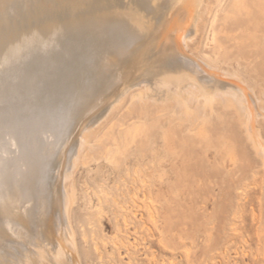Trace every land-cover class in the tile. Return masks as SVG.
I'll return each mask as SVG.
<instances>
[{"label":"rangeland","instance_id":"obj_1","mask_svg":"<svg viewBox=\"0 0 264 264\" xmlns=\"http://www.w3.org/2000/svg\"><path fill=\"white\" fill-rule=\"evenodd\" d=\"M73 1L76 3V5H77L76 9L78 10V12H76L72 18L76 23H72L70 21L71 17L69 15V13L68 14L64 13V14L58 15V16H56V15L52 16V15H47V14L42 15V16H39V18L37 19V22H35V20L29 21L26 18H24L23 13L21 11L18 13L17 12H10L7 16L8 20L10 21V24H12L14 22V23H16V26H19V28H30V29L32 28V29H34L35 27L39 28L41 26H45L47 24H50V23L52 24V23L56 22L52 28L48 29L44 33L45 37H51L52 36L54 41L46 49L36 50V51L32 52L30 56L24 58L20 63L17 64V66L19 68L20 67L22 68L24 66V67L28 68V71L30 70L29 74H27V78H30L33 81V85L36 88L35 90L37 91V95L39 97L38 100H40L39 101L40 103L47 104L49 106H52L53 108H54V106H56L55 108H58L60 110H64V112H70V116H69V120H68V124H67V135L65 138V144H63L61 147H59L56 150V152H55L56 154L55 153L53 154L55 156H52L53 158L52 157L50 158L49 168L47 169V172L45 174V181L47 182L46 187L50 188L49 190H51V191H48V188H47L46 208H44V207L42 208L40 206V199L37 197L38 196L37 192L34 193L32 199L29 202L20 203L18 205V207H19L18 209L16 208V209L12 210L13 215H15L17 218H19V221L21 222L20 228H18L19 233L13 234L8 229V227L4 224V221H3V218L1 215L2 214V209H1L2 206L0 203V234H1V236H0V260H1L0 264H31V263L32 264H43L44 261L46 263L48 257H49L48 258L49 260H48L47 264H53L55 259H56L55 260L56 263H54V264H64V262H65V264H67L66 263L67 261H69L68 264H71V263L75 264L76 261H77L76 264H264V181H263L264 180V175H263L264 174V169H263L264 168V149H263L264 146L262 148L260 147V146H262V144L264 145V124L262 121H260V120L264 121V116H263L264 115V110H263L264 109V98L261 97V98H263V100H261V98H260V96H264V93H263V91H264V38H261V35H260L261 32H262V35H264V33H263L264 30L261 29V31H260V29H257V28H261L262 26L264 27V21H263V24L261 25V23H262L261 21L263 20L264 16H263V18H260L262 16H258V17L256 16L260 20L258 19V21H257V18H256V20H254L255 16L254 15L251 16L252 15L251 12H253V11L252 10L248 11V7L250 8L249 3H251V2L249 1V3H247L248 1L244 0L245 2L247 1L246 5L249 4L248 6L245 5L247 7L245 9H247L246 11H248V13H251V14L249 15L250 19L248 17H244L243 19H245V20L242 19V21L245 22V21H247L246 19L248 18L249 21H247V23H250L253 25H250V27H249V24L247 25V23L245 22L247 25V27H245L246 25L242 26L244 24V22H242L243 23L241 25L242 28H241V26L239 28V25L237 26V24H240L239 22H241V21H239V20L243 16H240V19L236 18L237 22L235 20H233L234 17L232 18L231 16L233 15V13L235 16H237V14L239 13V10L241 8H243V6H244L243 4L245 2L243 0H238L240 2V5L242 3V6L240 7V5H239L240 9L238 11H236L237 9L235 10L234 7H236V6L238 7V5H235V3H237V2L233 3L231 0L229 2H228V0H225L224 1L225 2L224 4L226 5L225 6V5H223V0H220V3H219L220 5L216 2L217 0L216 1L214 0V2L212 1L213 4H211L209 6V11L211 13H208L209 11L208 12L204 11L203 6H200V8L192 7V11L190 8L189 10L191 11V14H190L189 10H188L189 13L187 11L186 18L188 20L186 19V23L181 25V26L186 25L185 29L182 30L183 33H182V31H179V32L176 31L178 28V24L172 23L173 22L172 20H174V18L172 19V17L163 26H161L159 24V22L157 21L158 23L156 24V27H154L155 30H153L155 32L150 30L152 32L149 31V33H147L148 34L147 39L145 41L143 40L144 43L146 41H149L151 38L154 37L156 40V43H158V45H160L161 43L164 45L167 42L171 43V45L174 43V47L176 45L177 46L180 45V47H178V49L181 48V50L180 49L179 50L181 52L185 51L184 52L185 55L193 58L194 60L196 59L195 61L198 62L204 70H206V71H208L214 75L220 76V78L223 80L224 79L225 80L228 79L227 81L233 80L231 82H234L236 84H240V86L245 87V88L242 87L244 89L243 91H244L245 95H246V91H247V93H250V94L246 95L247 99H244V98L242 99L243 100V102H242L241 99L239 100V98H238L240 95L237 96L238 99L236 100V99H234L235 97H233L234 95L232 96V94H230L229 92H227V91L224 92L225 90H222V91L219 90L220 93H218V96L212 98V103L210 100L207 103H203L201 101V103L198 105L192 104L193 108L191 107L192 108L191 111H195V110L196 111H195V113H190L189 116L190 115L191 116L189 117V116H185L182 113V111H178V110H181L180 109L181 101H182L181 96L176 97L177 100H175V101L170 100L172 102L171 103L170 101H167V102L164 101V99L160 96V94L157 93V92H159V88L156 87L155 82H156V80L163 78L164 75H162V73H160L161 72L160 68H157V67L152 68L151 64L155 62V60L158 56L157 51H159V50L154 48L149 52L148 55L142 54L141 51L143 52V49H144V46H143L144 43L141 42L142 40L138 41V44H137V41H131L132 39H134V38H131V36L134 37L136 33L139 35H142V34L145 35V33L143 32L145 30H143V31L139 30L140 32L138 31V29L135 30V26H136L135 22L138 21L140 18L137 16L135 17V16L131 15L130 8L126 7V1L125 0H122V1L118 0L119 1L118 2L117 0H109V1H107V0H95L94 3H96V4H94V3H93L94 5L92 4V6L89 8L90 11L88 9L89 13L87 10H84V6L81 5L86 0H73ZM100 1H102V2H100ZM104 1H106V2H104ZM241 1H243V2H241ZM257 1H258V3L261 1L263 2V0H257ZM97 2H98V5H97ZM122 2H124V4H122ZM218 2H219V0H218ZM221 2H222V4H221ZM230 2L233 4V10H235L236 12L235 11L232 12L233 11L231 9L232 4H229ZM239 2L237 4H239ZM113 3H114V5H113ZM119 3H121V4H119ZM227 3L229 5H231V8L229 7V5H227ZM255 3H257V2L255 1ZM64 4L65 3L63 2L62 5H64ZM104 4L106 7L104 9H102L101 7L102 6L104 7ZM118 4H119V6H118ZM215 4H216V6H213ZM260 4L262 6H264V3L263 4L260 3ZM108 5H109V9H108ZM255 6H256V4L254 5V7ZM260 6L258 5V7H260ZM96 7H98L99 10L93 9ZM258 7H256V8H258ZM100 8L102 10H100ZM252 8H253V6H252ZM252 8H250V9H252ZM260 8H262V7H260ZM260 8L256 9V10H260V12H261ZM214 9L216 11H214ZM226 9L230 10L229 13H231V16L228 14V18L230 16L231 23H229L230 21L228 22V19L227 20L225 19L229 24H227L226 21L223 22L224 21L223 18H225V16L227 15L226 13H223ZM83 10L85 13H83ZM103 10L105 11V13H110L112 16V19H110L109 22H107V24L105 26L104 25L99 26L97 24H93V20H91V19H93L94 16L97 15V13L98 14L103 13ZM254 11H255V9H254ZM242 12H244V11H242ZM256 12L257 11H255V13H253V14L260 15ZM79 13L82 15H80ZM86 13H88V14L86 15ZM196 13H198V15H200V16H198ZM212 13H214V15ZM245 13H247V12H245ZM188 14H190V15L187 16ZM223 14H224V17H223ZM240 14L242 15L243 13H239V15ZM262 14L264 15V13H262ZM220 15H221V18H220ZM243 15H245V14H243ZM246 16H248V15H246ZM215 17L217 19L216 21H219L220 24L218 23L216 25V21H215L214 25H216V30L217 29L219 30V28H220V30H219L220 33H222V32L224 33V30H225V29L223 30L224 26H226L225 28L227 30L228 29L227 26L230 25L231 29L233 28V30H234V28H235L236 32L237 33L239 32V34L229 33V32H231V29H230L227 31L229 34H232V35H229L228 39H227V36L225 38V34L220 35L219 32H218V35L220 36V38L218 39V36H215V35H217L216 34L217 32L215 33V29H214L215 26H213V21L215 20ZM87 18H88V20H87ZM207 19L209 20V22ZM119 20H121V21H119ZM125 20H126V22H125ZM232 20H233V22L235 21L234 24H233ZM251 20H253L254 22L257 21V23L256 22L254 23L253 21L251 22ZM117 21H118V23H117ZM259 21H260V26L258 23ZM115 22L118 26L115 24ZM121 22H125V24L128 23V25L126 26L127 28ZM198 22H200V23H198ZM201 22H203V23L205 22V25L204 24L201 25ZM111 23H112V25L115 24L113 26L115 31H112L110 34V30H111L110 28H113L112 25H109ZM197 23L200 25H198ZM206 23H207V26H206ZM232 24H233V26H231ZM255 24H257V25H255ZM138 25L140 27L143 26L142 23L138 24ZM176 25H177V28H176ZM86 26L88 27L87 29H85ZM102 26H104L105 28L102 31L98 30L99 28H103ZM168 26L170 29L168 28ZM173 26H175L174 27L175 29L173 28ZM200 26L203 28H201ZM204 26H205V29H204ZM256 26H257V28H255ZM116 27H117V29L121 27L119 29V30H121V32L119 30H118L119 32L116 31L117 30V29H115ZM123 27H124L125 31H123V29H122ZM221 27H223V28H221ZM125 28L127 29V31ZM238 28H239V30H238ZM243 28H248V29L246 31ZM82 29L86 30L88 33L86 31L84 32V30H82ZM166 29H169V30H167L168 32L166 31ZM191 29H192V32H190V34H189V31H191ZM207 29H208V32H207ZM94 30H95V33H94ZM104 30L106 32H107V30H109V32L106 34V32ZM132 30L134 32H132ZM221 30H223V31L221 32ZM173 31L175 34L173 33ZM185 31H187V33ZM83 32L87 33L88 35L87 34L83 35ZM103 32L107 35V36L104 35V38H102V35H101ZM113 32L116 33L115 34L116 36H113L114 35ZM124 32H126V33L132 32V34L128 35V33L124 34ZM169 32L173 33V34H170ZM243 32L246 33L247 39L245 38V34H242ZM79 33L83 36V38ZM98 33L100 35H97ZM117 33L120 34L119 35L120 38L117 35ZM121 33H123V35H121ZM162 33H163V38L161 40L160 38L162 36ZM166 33H167V35H166ZM177 33H179V34H177ZM195 33H196V35H195ZM228 33H226V34H228ZM93 34H94V38H96V39H91ZM234 34L239 35V36H237V35L236 36L238 39H240V40H238V41H240V43L236 42L237 38H235V36L233 38ZM77 35H78V38H76ZM139 35H137V36H139ZM200 35L202 36V38H200ZM72 36H73V39H72ZM84 36H85V38H84ZM97 36H100V38H98V39L100 41H102L98 44H97V42H98ZM108 36L110 39L108 38ZM111 36L113 39H111ZM125 36H126V38H125ZM127 36H128V40H127ZM177 36L179 39H177ZM206 36L208 39H206ZM221 36L223 38L222 40H221ZM224 38L226 39V42L224 41ZM260 38H261V40H260ZM84 39H86V40H84ZM105 39H107V40H105ZM125 39L127 40V42L122 43V41H125ZM200 39H201V42H199ZM205 39L208 41L206 42ZM233 39L235 40L236 43H238L240 45L237 46L236 44H234ZM79 40H80V43L79 42L75 43V41H79ZM94 40H95V44L98 45V47H96V45H94ZM96 40H97V42H96ZM116 40H119L120 42L119 41L115 42ZM163 40L166 42H164ZM218 40L224 41L225 42L224 44L226 46L232 45V44L235 45L236 46L235 50L233 49L235 46L232 48L230 47L231 49H233V51H231V49L228 46H227V48L230 49L231 52L237 51L238 53H236V55H235V53H231L230 51H228V52H230V53H228L225 49L226 48L225 45H223L222 42L220 43ZM228 40L230 41V44H229ZM254 40H256V41L254 42ZM103 41H106V42H103ZM246 41H247V43H246ZM133 42L134 43L136 42V43L134 44ZM182 42H184V43H182ZM91 43H93V44H91ZM121 43L125 44L126 47H127V45L129 46L130 44L131 45L134 44L133 46H130V47H132L131 49H133V47H134L135 51L132 50L133 51V53H132L130 47H127L126 50L127 51H128V49L130 50L127 52L129 55L126 53L125 56H127V57H125V58H124V56L123 57L118 56L116 51H119V49L121 47L125 48V45H122ZM179 43H182L183 45L179 44ZM74 44H77L78 46L74 45ZM105 44L107 47L105 46ZM118 44H119V46L120 45H122V46L119 47V46H117ZM199 44H200V46H199ZM241 44L243 46L245 45L246 47L248 46L249 48L248 47L245 48V46L243 47V46H241ZM113 45H115V46H113ZM90 46L91 47L95 46V47L91 48ZM109 46H110V48H108ZM221 46H223V47L221 48ZM188 47H191V48H188ZM204 47H205V49L207 48V51L205 49H202ZM208 47H210V50H208ZM239 47L241 48V50H237V49H240ZM95 48H97V51ZM112 48H114V49H112ZM215 48L218 51L217 54H216L217 51L215 50ZM89 49H91L92 51L91 50L89 51ZM93 49H94L95 54L93 52ZM194 49L196 50L195 52L193 51ZM246 49H248V50H246ZM102 50H104V54H103ZM113 50H115V51H113ZM188 50H190V51H188ZM224 50L229 55V56L226 55L227 53L225 52L226 53L225 58H227V59H224V56H223ZM242 50H243V53H241ZM108 51H109V53L114 52L113 55L109 54ZM89 52H90V54H89ZM96 52H98V54H96ZM115 52L117 55L115 54ZM129 52H131V53H129ZM186 52L187 53L189 52L190 55L187 54ZM193 52L195 53V55L197 57H199L198 59H197V57H195L193 55L194 54ZM213 52H214V56H213ZM101 53L103 56L101 55ZM154 53L157 55H155ZM203 53H205L206 55L205 54L203 55ZM139 54H140L139 59L142 62H141L139 67L135 68V66H133L132 63H133V60L135 58H138L137 56ZM207 54H209V55L207 56ZM244 54H246V56ZM111 55L112 56L116 55L118 57L115 56V58H113ZM192 55H193V57H192ZM230 55L232 57H230ZM242 55H244V58H242ZM128 56H130V58H128ZM150 56H151V58H150ZM178 56L179 55H177V57L175 56L177 59L175 57H173L172 58L173 60L169 58L168 62L165 63V65L168 67L169 64H171V63L174 64V62H176L175 63L176 66L180 65L182 60H181L180 56L179 57ZM219 57H221V58H219ZM246 58L249 59L248 60L249 62L246 60ZM255 58H257V59H255ZM94 59H95V61L97 60L99 63L97 61L96 62L93 61ZM100 59H102V60H100ZM237 59H239V60H237ZM212 60H214V61H212ZM224 60L227 62L224 63L225 62ZM234 60L236 62H233ZM242 60L245 61V64H244V62H241ZM250 60H252V61H250ZM204 61L208 65L205 64ZM222 61H223V64H222ZM254 62H255V64H254ZM219 63H221V64H219ZM229 63L231 64V66ZM247 63H249L248 65H249L250 69H249V67H246ZM252 64L257 65V66L260 65V66H259V68H257V66H254ZM154 65H156V63H154ZM210 67H211V69H210ZM221 67H224L227 70V72L229 70L228 74H227V72H225L226 74H223L224 73L223 70H225V69L224 68L222 69ZM228 67L232 68L231 74H230V68H228ZM219 68H220V70H219ZM92 69H93V71H92ZM154 70H157V72H159V73L157 75H155ZM246 70H248V72ZM257 70H258V73H257ZM217 71H219V73ZM89 73H91V74H89ZM92 73H95V74H92ZM232 73H234V74H232ZM253 73H254V75H253ZM168 74L174 75L175 73L169 72ZM145 75H147V82L144 84H146V86L149 88L148 91H146V92L144 91L145 94L143 93L141 96V98H145V99L142 100L140 97H138L139 99L137 97L136 98L134 97L135 99L133 98V100H132V98H130L133 96L131 93L136 94L135 93L136 87L135 86L129 87L128 85H127V87L124 86L125 79L128 77L130 82L132 81V83L135 84V83L139 82L142 79V77ZM222 75H224V76H222ZM235 75H238V76H235ZM225 76H226V78H225ZM231 76L232 77L234 76L233 79ZM254 76H256V77L254 78ZM258 76H260V77H258ZM227 77H229L230 80ZM237 77H239V79ZM86 80H88V81H86ZM261 80H263V81H261ZM239 81H240V83H239ZM257 82H259V83H257ZM144 84L142 83L141 85H144ZM257 84L259 85V89H261V90L263 89L262 91L258 89ZM91 85H94V86H91ZM208 85L209 84L205 83L204 86H208ZM252 87H254L255 90ZM250 88H252V89L250 90ZM130 90H131V93L129 92ZM154 90H158V91L154 92ZM253 90H254V92H253ZM257 90L260 92H257ZM91 91H93L94 94ZM86 92H88L91 95L87 94ZM226 93H229L230 95L226 94ZM254 93H255V95H254ZM152 94H154V95H152ZM222 94L224 95V98H223L224 100L223 99H221L220 101L217 100V99H220V97H221L220 95H222ZM257 94H260V95H257ZM78 95H79V97H78ZM223 95H222V97H223ZM226 95H229L226 98L227 101H230L229 97H232L233 100H235V101H232V98H230L232 103L231 102L228 103L225 100ZM83 97H85V98H83ZM149 98H150V100H149ZM257 98L259 99V101ZM118 100H119V103H118ZM162 100L164 102H162ZM244 100H246V101L244 102ZM250 100H251V102H250ZM125 101L126 102L128 101V103H126ZM149 101H151V102H149ZM249 102L251 103L250 107H249ZM257 102H258L259 106L257 105ZM125 104H127V105H125ZM149 104L151 107H155V108H157L156 107V105H157L159 110L158 109L155 110V108L154 109L151 108L149 106ZM229 104H231V105H229ZM243 104H247L248 106L244 105V107H243ZM91 105H93L94 107L90 111L86 112ZM218 105L219 106L221 105V106L219 107ZM224 105H227L228 107H226ZM236 105L239 107H236ZM240 105H242V107H240ZM231 106H233L232 109H229V108H231ZM251 106H253V107H251ZM247 107H248V111H247ZM137 108H138V110H137ZM140 108H141V110H139ZM236 108H238V109H236ZM242 108H244V109H242ZM261 108H262V110H261ZM206 109L209 111H207ZM115 111H116V113H115ZM139 111H141V112H139ZM202 111H203V113H202ZM242 111L244 114L241 113ZM117 112L118 113L120 112V113L118 114ZM129 112H130V114H129ZM157 112H158V115H157ZM204 112H206V113L210 112V113L206 114ZM215 112L218 116L215 114ZM152 113L154 115L155 114L156 115L152 116L153 115ZM168 113L170 114L169 116L167 115ZM173 113H174V115H173ZM247 113H248V115L250 113H252L251 115H249L251 118L247 115ZM213 115H215V116H213ZM233 115H234L235 119H234V117H232ZM238 115H240V116L238 117ZM183 116H184V118H183ZM216 116H217V118H216ZM244 116L246 119L244 118ZM247 116H248V118H247ZM258 116H259V118H258ZM262 116H263V118H262ZM112 117L115 119L114 120L115 122L114 121H112L113 123L110 122V126H112V125L114 126V127L112 126L110 129V128H108L109 122L107 123V121L112 120ZM168 117H170V118H168ZM205 117H207V118H205ZM221 117H223L224 121H226V122L229 121L228 124L230 126L226 122L223 124V126H221L222 121H223V119H221ZM252 117L254 119H252ZM173 118H174V120H173ZM179 118L180 119L182 118V119L180 120ZM191 118H193V120ZM204 118L206 119L205 121L203 120ZM213 118H216V119H213ZM238 118H239V120H238ZM166 119L171 120V122L170 121L167 122ZM188 119H190V120H188ZM229 119H231V120H229ZM243 119H245L244 123H243ZM125 120H126V122H125ZM159 120H161V121H159ZM172 120H173V122L175 121L174 124L172 123ZM201 120L204 121L205 126L202 124H199V123H201V122H199ZM219 120H221L220 121L221 124H219V122H218ZM252 120H254V121H252ZM257 120H259V121H257ZM189 121H190V123H189ZM206 121H209V122H206ZM213 121L215 124L218 122L217 123L218 126L220 125L221 127H216L217 125L214 126ZM215 121H217V122H215ZM236 121H238V122H236ZM94 122H96L97 124ZM101 122L103 125H105L104 123H107L108 127L101 125ZM196 122L199 126L195 125L193 127L194 123L196 124ZM231 122H233V124H230ZM186 123L189 124V128H188ZM235 123H238V124H235ZM107 124H106V126H107ZM140 124H141V126H139ZM190 124L192 127L190 126ZM245 124H246V127H245ZM224 125H225V130L227 132H229V134L227 135V132L225 130L223 131L222 135L225 134V135H223L225 137L221 136V133H219V130H220V132H221V130H223L222 127L224 128ZM98 126L99 127L103 126L105 128L102 131L103 133L101 132L102 127L100 129V128H98ZM121 126H123V127H121ZM210 126L213 128H211ZM231 126H232V128L235 127L233 129V131L236 130V132H237V129L239 131H241V133L244 134V137H243V135L241 136V134L236 133L235 131H234V133H232L231 132L232 129L229 131V129H227V127L230 128ZM165 127H167V128H165ZM197 127L199 130L197 129ZM215 127L217 130L214 129ZM107 128L110 130L115 128L113 131H111V132L116 131L115 136L114 135H112V137L109 136L112 133ZM131 128H133V129H131ZM250 128H251V130H250ZM83 129H85V130H83ZM106 129H107V133H109V135L106 134V131H105ZM125 129H127V131ZM128 129H129V132L131 131L132 134L136 133V135H134V134L131 135L130 134L131 132L129 133ZM143 129L145 131H143ZM189 129H191L192 131L190 132ZM253 129H255L256 132ZM173 130H174V132H172ZM175 130L178 132V134H180V132H181V134H183L185 132L184 135H187L188 137H189V135H191V136L189 138L186 136V138H185L184 135L181 136V134H180V136L178 135L179 136L178 137ZM194 130H195V133L193 132ZM196 130L198 131V133H200V131H201L202 135H198V133L196 134V132H197ZM210 130H213V131H210ZM124 131H126L130 135L127 134L126 132L124 134ZM215 131H218V132L215 133ZM120 132H122L121 136H120ZM139 132L141 134H139ZM207 132H208V135H207ZM123 134H124V136H123ZM126 134L128 136H126ZM231 134H233V136ZM79 135H80V137H79ZM94 135H97V136L94 137ZM104 135H105V137H104ZM141 135H142V137H141ZM203 135L205 136L204 140L205 139H207V140L204 141L202 139L204 141V143H202L203 141L200 140L201 142L199 144L198 141H199V139H201L200 136L202 137ZM226 135H227V138H226ZM236 135H237V137H236ZM83 136H85V137H83ZM99 136H100V138H99ZM107 136H108V138H112L110 143H109V141H107V140H110L107 138ZM117 136H118L117 140H119L120 144H118L119 142L117 140L113 139L114 137L116 139ZM130 136H133V137H130ZM134 136H136L137 140L134 139L135 138ZM219 136H221L222 139L221 138L220 139L222 141L219 139ZM128 137L133 139V141L130 139V141H132V142H130V141L125 142L124 141L125 138H128ZM144 137H146V138H144ZM172 137H173L174 143H175V141L181 142L182 141L181 139L183 138V141L185 143L183 144L182 143L183 141H182L181 142L182 145L187 144V142H189L188 139H191L194 141L195 140L194 137H196V139L198 141L195 140V142H196V144H195L193 141L190 140V142H192V143H190V145L192 147L187 144L186 145L187 148H186V146H183L185 150L183 148H181L182 145L180 144L181 145L180 150L183 149V151H187V152L175 151L173 153V156H171L172 152H169V151L173 150L175 147V144H176L175 143L174 147H173V143H172L173 141L171 142V140L169 139V138L172 139ZM176 137H178V138H176ZM229 137H232L231 138L232 144H233V141H236L233 137H236L237 141H238V138L243 139V140H239V141H243V142H240V143H242V145H240L239 142H238V144L240 145L239 147L237 144L232 145L230 143ZM94 138H96V139L98 138L97 139L98 141ZM122 138H123L122 142H124L126 145H124V143H123V145H121ZM140 138H142V139H140ZM248 138H250V139H248ZM86 139H88V140H86ZM185 139H187V141ZM232 139H234V140H232ZM127 140H129V139H127ZM163 140L168 142L167 145L165 143V145L167 147L165 146L163 148V145H162V144H164V142L162 143ZM115 141H116V143L117 142L118 143L114 144L113 142H115ZM228 141L231 144V145L229 144V146H227ZM260 141L262 144L259 146ZM135 143H137V144H135ZM197 143H198V145H197ZM207 143H208V145H207ZM221 143H222V145H221ZM256 143L258 146L256 145ZM105 144L107 146L109 145V148ZM113 145H115V146H113ZM117 145H120L119 149L117 148ZM141 145H142V147H141ZM178 145H179V143L176 144L177 147H175L174 150H177L176 148H179L180 145L179 146ZM199 145H201L200 147H202L201 151H199L200 150ZM205 145H207V146H205ZM110 146H111V148H110ZM133 146H134V148H133ZM147 146H149V147L147 148ZM169 146H171V148ZM74 147H76V149ZM126 147H127V149H126ZM128 147L131 149L129 150ZM217 147H218V149L220 147L221 148L224 147L225 149L223 151H226V152L224 153L221 149H219L220 151L216 150ZM227 147H232V148H230L231 149L230 150ZM103 148H107L108 150L106 149L107 151H105V150H103ZM72 149H73V151H72ZM110 149H111V151H110ZM117 149H118V151H117ZM124 149H126V150H124ZM164 149H166L168 151H166ZM258 149H260V152ZM119 150L120 151L122 150V152L124 151V152H128V153L130 152V153L128 156L125 153L123 154L122 152H121L122 154L119 155V153H120ZM233 150L235 153H233ZM137 151H140V152H137ZM165 151H166V153H165ZM217 151H219L226 158L223 156V158H224V160H223L222 155L220 153H218ZM75 152H77V153L75 154ZM200 152H202V153L205 152V153L201 154ZM83 153H84V155H83ZM141 153H144V154H141ZM175 153L179 154V155L176 154L177 158L179 157L176 160L172 159V157H174V158L176 157ZM198 153L200 156L197 155ZM108 154H110V158H109ZM216 154H220V155L217 156ZM73 155L74 156L76 155V157H74ZM100 155H102V157H100ZM112 155H114L115 158L112 157ZM116 155L119 157H123L122 159L120 158L121 161H119V157H117ZM203 155L204 156L206 155L208 157V159L206 158V156L204 157ZM187 156H190L191 158H188ZM219 156H221V157H219ZM96 157H97V159H94ZM116 157L118 158L117 160H116ZM197 157L201 160L203 159L204 161L208 160V163L205 162V164H204V161H202L203 164L201 165V168H200V166L198 168L197 167L198 165L196 166V164H197V162H200L201 160L199 161V159ZM98 158H100V159H98ZM113 158L115 159V161L113 160ZM180 158H182V159L188 158V159L180 161ZM192 158L193 159L195 158V159L193 160ZM220 158L223 160V162H225V163H223V165H224V168L226 169V171H225V169L222 168L223 167L221 165L222 160ZM256 158H258L259 160H256ZM189 159H191V160L189 161ZM232 159H233V161H231ZM107 160L109 161V163ZM173 160L177 166H174V164L171 163V161L173 162ZM70 161L72 162V165H70V163H66V162H70ZM89 161H90V164H88ZM183 161H185L184 162L185 164L190 163V168H189V166H186L185 164H183L182 163ZM220 161H221V163H220ZM244 161H245V163H244ZM115 162H118V163H115ZM239 162H242L243 164L242 163L240 164ZM247 162H248V164H247ZM170 163L173 164V167H171L172 165ZM181 163H182V165H181ZM193 163H196V164H193ZM85 164H87V165H85ZM212 164H217V165H212ZM233 164L235 166H232ZM238 164H239V166H238ZM254 165H257V166H254ZM210 166H212V167H210ZM218 166H220L221 169ZM56 167H57V170H56ZM191 167H194V168H192L193 172L195 169H197V171L199 173L201 172L200 173L201 175L206 173L205 176H198L197 171H195L194 174L190 173V175L192 174L195 178L193 176H190V175L186 176L187 173H189L190 171L192 172ZM234 167H236V168H234ZM229 170L231 172H229ZM233 171H235V172H233ZM225 172H227V173H225ZM157 173L160 175H162V174H164V175L160 176ZM166 173H168V174H166ZM179 174L183 177V179L185 178L184 181H183V179H181L182 177L179 178ZM217 174H218V176H217ZM226 176H228V177L226 178ZM158 179H161V180H158ZM166 180H169L171 183L169 181H166ZM230 180H232V181H230ZM224 182H225L226 186L224 185ZM175 183L176 184L179 183L178 186L176 185V187H175ZM170 185H171V187H170ZM172 185H174L175 188H173ZM56 186H58V187H56ZM182 186H186V187L184 188ZM204 186H206V187H204ZM199 189L201 192H199ZM211 189H212V191H211ZM70 190H72V191H70ZM197 190H198V192H197ZM192 193H194V194H192ZM195 193H196V195H195ZM208 193H209V195H208ZM57 194H58V196H57ZM67 195L70 197L66 198ZM207 195H208L209 199L206 197ZM158 196H160V197H158ZM174 197H177V198H174ZM217 197H219V199ZM62 198L64 200H62ZM70 198H71V200H69ZM49 200H50V203L52 205L49 203ZM72 200H74V201H72ZM70 201H71V203H70ZM64 202H65V204H63ZM66 204L69 206H67ZM48 205L50 206V208H48L49 207ZM25 210L28 213L24 212ZM65 210H67V211H65ZM47 211L50 213V216H49V213ZM56 212H57V214H56ZM65 213L68 214L67 217H66V215H64ZM46 214H48V216H46ZM56 215H59V217ZM44 217H46V218L44 219ZM51 218H52V220H51ZM55 218H56V220H55ZM57 218H59V219L57 220ZM66 218H67V220H66ZM67 221L70 222L71 226H69L70 224ZM53 222L55 224H53ZM50 223L54 226L52 227V225ZM67 223H68V225H67ZM26 224L30 225V226L27 225L29 227L28 230L33 228L32 229L33 232L31 230L30 231L26 230L27 229ZM42 224L43 225L45 224V226H41ZM49 225H51V226H49ZM57 225L59 227H57ZM36 226H38V227H36ZM55 226L57 227V229ZM65 226L66 227L68 226V227L66 228ZM64 227H65V229H64ZM69 227H72V228H69ZM59 229H60V232H59ZM62 229H64L65 231L63 230L64 231L63 232ZM55 230H58V231H55ZM27 231L29 232V234ZM53 232L56 234L57 237L54 236ZM71 232L74 235L72 234V236H71ZM61 233H62L63 237L61 236ZM66 233H68V235ZM39 234L40 235L42 234V235L40 236ZM35 236L38 239H40V241ZM53 236L56 237L55 239L59 238V240H57L58 244L60 241L62 242L63 240H64V243L62 242L63 244L60 243L58 246V244H57V242ZM69 236H71V237L68 238V240H66L67 237H69ZM60 237H62V239ZM65 240H66V242L69 241L68 245H70V246H68V245L66 246L67 243L65 242ZM43 241H47L48 244L50 243V245H48L47 242L43 243ZM70 242L73 244L71 245ZM45 243H46L45 248L41 247V246L45 245ZM34 245H36V246H34ZM55 245H57V246H55ZM30 246H32V247H30ZM71 246H73V247H71ZM12 247H13V249H12ZM51 247L52 248L54 247L56 249L53 248V252H52ZM66 247H68V248H66ZM59 248H60V250H59ZM63 249L66 252L70 251L69 254L66 253L65 251L63 252ZM15 250H17V253L15 252ZM56 250L57 251L59 250L60 252L58 251V254H57ZM74 250H75V252H74ZM24 253H26L27 255ZM46 253L48 256H46ZM53 253H55L57 255H55ZM64 254L66 257L64 256ZM10 255H12V256H10ZM69 255H71V256L73 255L74 257L72 256L73 257L72 258ZM57 256H59V258H57ZM61 257L63 258V260ZM68 257H70L72 259L71 261H73V262H70ZM22 258H23V260H22ZM74 258H76V259H74ZM19 261H20V263H19ZM3 262H5V263H3ZM49 262H51V263H49Z\"/></svg>","mask_w":264,"mask_h":264},{"label":"bare ground","instance_id":"obj_2","mask_svg":"<svg viewBox=\"0 0 264 264\" xmlns=\"http://www.w3.org/2000/svg\"><path fill=\"white\" fill-rule=\"evenodd\" d=\"M107 1H109V0H107ZM118 1V0H117ZM120 1H122V0H120ZM126 1V7L127 8H130V13H131V15L132 16H137V17H139L140 19L138 20V21H136L135 22V30H137L138 29V31L140 30V31H143V30H145V31H143L144 33H145V35H139V34H135V36L133 37V36H131V38H134V39H132L131 41H137V44H138V41H141V42H143V40L145 41L146 39H147V33H149V31L150 30H155L154 29V27H156V24L159 22V24L161 25V26H163L164 24H166L168 21H169V19L172 17V19L174 18V20H172L173 22V24L174 23H176V24H178V28H177V25H176V28H177V30L176 31H182V30H184L185 29V26H181V25H183L184 23H186V14H187V11L191 8V11H192V7H198V8H200V6H203V10L204 11H209V6L211 5V4H213V2H214V0H125ZM213 1V2H212ZM216 1V0H215ZM225 0H223V5H225L224 2ZM230 0H228V2H229ZM233 3L234 2H239L238 0H231ZM244 1V0H243ZM243 1H241V2H243ZM248 1V2H247ZM246 2L247 3H249V1L251 2V3H249V4H247L246 5V2L243 4L244 6H243V8H241L240 9V7L242 6V3H241V5H240V2H239V4H237V3H235V5H238V7H239V5H240V7L238 8L237 6L236 7H234V9L236 10V11H238L239 9V13H243V14H245V15H239V13L237 14V16H235L234 15V13H233V15L231 16V13H229V11L230 10H225L223 13H226L225 15V18H223V22H225L227 19H228V22L231 20L230 19V16L233 18V20H235L236 22H237V19L236 18H238V19H240V16H243V17H241V19L239 20V21H241V22H239L240 24H237V26L239 25V28H240V26L243 24L242 22H244V21H242V19L244 18V17H248L249 18V15L252 13V15L251 16H255V18H254V20H256V18L258 17V16H262V17H260V18H263V14L262 13H264V6H262L260 3H264V0H263V2L261 1V2H259L258 3V1L257 0H247ZM255 1L257 2V3H255ZM65 3L64 5H62V3ZM95 2V0H86L84 3H82L81 5L82 6H84V10H87L88 11V9L92 6V4ZM100 2H102V1H100ZM104 2H106V1H104ZM115 2V1H114ZM119 2V1H118ZM218 4L220 3V0H219V2H218V0L216 1ZM253 2V3H252ZM117 3V2H116ZM78 4V3H77ZM84 4V5H83ZM94 4H96V3H94ZM93 4V5H94ZM103 4V3H102ZM119 4H121V3H119ZM119 4H118V6H119ZM122 4H124V2H122ZM221 4H222V2H221ZM229 4H232L231 2L229 3ZM228 3H227V5H229ZM256 4V6L254 7V5ZM260 6V7H262V8H260V7H258V5ZM62 5V6H61ZM97 5H98V2H97ZM113 5H114V3H113ZM220 5V4H219ZM234 5V6H235ZM250 6V8H252V6H253V8L255 9V11H257L256 13H258V14H260V15H256V14H253V13H255V11H254V9L252 8V9H250L249 7H248V11L249 10H252L253 12H251V13H248V11H246L247 9H245V8H247L246 6ZM76 3L73 1V0H0V203H1V206H2V218H3V221H4V224L8 227V229L13 233V234H18L19 233V229L18 228H20V225H21V222L19 221V218H17L15 215H13V213H12V210H14V209H18L19 207H18V205L20 204V203H22V202H29L31 199H32V197H33V195H34V193H38V198L40 199V206L43 208H46V199H47V188L48 187H46V181H45V174H46V172H47V169L49 168V164H50V158L52 157V156H55V155H53L55 152H56V150L59 148V147H61L63 144H65V138H66V135H67V124H68V120H69V116H70V112H64V110H60V109H58V108H55L56 106H54V108L52 107V106H49V105H47V104H42V103H40L39 101L40 100H38V95H37V91L35 90L36 88L34 87V85H33V81L30 79V78H27V74H29V72H30V70L28 71V68H26V67H18L17 66V64L18 63H20L24 58H26V57H28V56H30L31 55V53L32 52H34V51H36V50H42V49H46L54 40H53V37L51 36V37H45L44 36V33L48 30V29H50V28H52L53 27V25L56 23H50V24H47V25H45V26H41V27H39V28H34V29H30V28H19V26H16V23H12V24H10V21L8 20V14L10 13V12H22L23 13V16H24V18H26L27 20H35V22H37V19L39 18V16H42V15H52V16H54V15H56V16H58V15H62V14H64V13H69V15H70V17H71V19H70V21L72 22V23H76L72 18H73V16H74V14L76 13V12H78V10L76 9ZM96 6V5H95ZM94 6V7H95ZM122 6V5H121ZM213 6H216V4L215 5H213ZM226 6V5H225ZM99 7V6H98ZM98 7H96V8H93V9H98L99 10V8ZM106 6H105V4H104V7L102 6L101 8L102 9H104ZM113 7V6H112ZM115 7V6H114ZM222 7V6H221ZM228 7V6H227ZM229 7L231 8V5H229ZM256 7H258V8H256ZM100 8V10H102ZM261 9V12H260V10H256V9ZM108 9H109V5H108ZM107 9V10H108ZM232 10H233V4H232V8H231ZM84 10H83V13H85L84 12ZM218 10V9H217ZM235 10H233L232 12H234ZM89 11H90V9H89ZM89 11H88V13H89ZM190 11V10H189ZM189 11H188V13H189ZM191 11H190V14H191ZM198 11V10H197ZM214 11H216L215 9H214ZM227 11V12H226ZM235 11V12H236ZM242 11H244V12H242ZM260 13H259V12ZM81 12V11H80ZM92 12V11H91ZM90 12V13H91ZM245 12H247V13H245ZM88 13H86V15L88 14ZM93 13V12H92ZM100 13V12H99ZM208 13H211L210 11L208 12ZM207 13V14H208ZM80 14V13H79ZM190 14H188L187 16H189ZM197 15H198V13H196ZM213 15H214V13H212ZM228 14L230 15L229 16V18H228ZM262 14V15H261ZM80 15H82V14H80ZM85 15V14H84ZM196 15V16H197ZM210 15V14H209ZM212 15V16H213ZM216 15V14H215ZM246 15H248V16H246ZM198 16H200V15H198ZM207 16V15H206ZM257 16V17H256ZM14 17V16H13ZM16 17V16H15ZM60 17V16H59ZM64 17V16H63ZM92 17V16H91ZM223 17H224V14H223ZM84 18V17H83ZM199 18V17H198ZM207 18V17H206ZM220 18H221V15H220ZM246 19L247 21H249V19ZM253 18V17H252ZM12 19V18H11ZM44 19V18H43ZM110 19H112V16H111V14L110 13H105V11L103 10V13H101V14H98L97 13V15L96 16H94V18L93 19H91V20H93V24H97V25H106L107 24V22H109V20ZM197 19V18H196ZM195 19V20H196ZM211 19V18H210ZM226 19V20H225ZM258 19L259 18H257V21H258ZM78 20V19H77ZM87 20H88V18H87ZM142 20V21H141ZM188 20V19H187ZM208 20V19H207ZM217 19H216V17H215V20L213 21V26H215V33L217 34V35H215V36H218V39L220 38V36L218 35V32L220 33V28H219V30L217 31L216 30V25L219 23V21H216ZM233 20H232V22H233ZM243 20H245V19H243ZM260 20V19H259ZM119 21H121V20H119ZM158 21V22H157ZM171 21V20H170ZM215 21H216V25H214L215 24ZM222 21V20H221ZM220 21V22H221ZM234 21V22H235ZM247 21H245L246 23H247ZM253 20H251V22H252ZM257 21H255L256 23H257ZM263 21H264V18H263V20L261 21L262 23H261V25L263 24ZM53 22V21H52ZM59 22V21H58ZM125 22H126V20H125ZM125 22H121L123 25H125V27L128 25V23L127 24H125ZM208 22H209V20H208ZM207 22V23H208ZM227 21H226V23L227 24H229V23H231V21L228 23ZM234 22H233V24H234ZM244 22V24L242 25V26H244V25H246V23ZM254 22V21H253ZM254 22V23H255ZM113 23V22H112ZM112 23L111 24H109V25H112ZM117 23H118V21H117ZM143 24V26H139L138 24ZM171 23V22H170ZM196 23V22H195ZM198 23H200V22H198ZM197 23V24H198ZM207 23H206V26H207ZM212 23V22H211ZM259 23V26H260V21L258 22ZM115 24H116V22H115ZM114 24V25H115ZM196 24V25H197ZM202 24H204L205 25V22L203 23V22H201V25ZM220 24V23H219ZM222 24V23H221ZM233 24L231 25V26H233ZM249 24V27H250V25H253V24H250V23H247V25ZM89 25V24H88ZM114 25H112V27L114 26ZM117 25V24H116ZM122 25V26H123ZM170 25V24H169ZM198 25H200V24H198ZM210 25V24H209ZM247 25L245 26V27H247ZM255 25H257V24H255ZM85 26V25H84ZM92 26V25H91ZM104 26H102L103 28H99L98 30H103L105 27ZM108 26V25H107ZM118 26V25H117ZM121 26V25H120ZM242 26H241V28H242ZM258 26V27H259ZM95 27V26H94ZM175 26H173V28H174ZM194 27V26H193ZM196 27V26H195ZM201 27V26H200ZM209 27V26H208ZM226 26H224V28L223 27H221V28H223V30L225 29L226 30V28H225ZM228 27V29L227 30H230L231 29V27H230V25L229 26H227ZM230 27V28H229ZM236 27V26H235ZM263 27V26H262ZM257 28V26L255 27V28H257V29H260V31H261V29L262 30H264V27L263 28ZM88 27L86 26L85 27V29H87ZM91 28V27H90ZM109 28V27H108ZM121 28V27H120ZM120 28H118L117 29V27L115 28V29H117L116 31H118ZM127 28V27H126ZM125 28V29H126ZM168 28H169V26H168ZM190 28V27H189ZM188 28V29H189ZM197 28V27H196ZM201 28H203V27H201ZM212 28V27H211ZM210 28V29H211ZM239 28H238V30H239ZM111 30H110V34H111V32L112 31H115L114 30V27L113 28H110ZM113 29V30H112ZM123 29V31H125L124 30V27L122 28ZM170 29V28H169ZM169 29H166V31L167 30H169ZM175 29V28H174ZM204 29H205V26H204ZM243 29H245L246 31H247V29L248 28H243ZM256 29V30H257ZM82 30H84V29H82ZM97 30V29H96ZM97 30V31H98ZM223 30H221V32L223 31ZM224 30V33L222 32V33H220V35L221 34H225V38H226V36H227V39H228V36L229 35H232V34H229V33H237L236 32V29L234 28V30H233V28L231 29V32H229L228 33V31L226 32ZM233 30V31H232ZM242 30V29H241ZM86 30H84V32H85ZM100 31V32H101ZM105 31V30H104ZM120 32H121V30H119ZM118 31V32H119ZM126 31H127V29H126ZM139 31V32H140ZM148 31V32H147ZM152 31H150V32H152ZM163 31V30H162ZM244 31V30H243ZM83 32V35L84 34H87V33H84ZM92 32V31H91ZM106 32V31H105ZM109 32V30H107V32H106V34ZM132 32H134L133 30H132ZM132 32L131 33H129V32H127L128 33V35L129 34H132ZM153 32H155V31H153ZM164 32V31H163ZM168 32V31H167ZM186 33H187V31H185ZM190 32H192V29H191V31H189V34H190ZM198 32V31H197ZM207 32H208V29H207ZM206 32V33H207ZM228 33V34H226V33ZM257 32V31H256ZM255 32V33H256ZM93 33V32H92ZM94 33H95V30H94ZM104 33V32H103ZM101 34L102 35V38H104V35H106L105 33L104 34ZM114 33V35L113 36H116L115 34V32H113ZM126 32H124V34H127ZM170 33V32H169ZM173 33H174V31H173ZM173 33H170V34H173ZM182 33H183V31H182ZM199 33V32H198ZM264 33V32H263ZM80 34V33H79ZM141 34V33H140ZM151 34V33H150ZM175 34V33H174ZM177 34H179V33H177ZM208 34V33H207ZM237 34H239V32L237 33ZM237 34H234L233 35V38H234V36H235V38H237V36H239V35H237ZM242 34H245V38L247 39V36H246V33L245 32H243ZM74 35V34H73ZM81 35V34H80ZM88 35V34H87ZM86 35V36H87ZM96 35V34H95ZM97 35H100L99 33L97 34ZM117 35L119 36L120 34H118L117 33ZM121 35H123V33H121ZM137 35H139V36H137ZM165 35V34H164ZM166 35H167V33H166ZM195 35H196V33H195ZM237 35V36H236ZM241 35V34H240ZM261 38H264V35H262V32H261ZM259 35V36H260ZM82 36V35H81ZM107 36V35H106ZM170 36V35H169ZM185 36V35H184ZM224 36V35H223ZM76 38H78V35L76 36ZM82 38H83V36H82ZM84 38H85V36H84ZM98 38H100V36H97V40H98V42H97V40H96V42H97V44L98 43H100V42H102V41H100ZM108 38H109V36H108ZM119 38H120V36H119ZM125 38H126V36H125ZM162 38H163V33H162V36H161V40H162ZM200 38H202V36L200 35ZM224 38V41L226 42V39ZM244 38V39H245ZM261 38H260V40H261ZM72 39H73V36H72ZM71 39V40H72ZM80 39V38H79ZM91 39H96V38H94V34H93V36H92V38ZM90 39V40H91ZM110 39V38H109ZM108 39V40H109ZM111 39H113L112 38V36H111ZM115 39V38H114ZM123 39V38H122ZM121 39V40H122ZM130 39V38H129ZM177 39H179L178 38V36H177ZM176 39V40H177ZM182 39V38H181ZM180 39V40H181ZM184 39V38H183ZM206 39H208L207 38V36H206ZM205 39V40H206ZM223 38H222V36H221V40H222ZM84 40H86V39H84ZM105 40H107V39H105ZM127 40H128V36H127ZM127 40L125 39V41H122V43L123 42H127ZM165 40V39H164ZM163 40V41H164ZM188 40V39H187ZM216 40V39H215ZM214 40V41H215ZM221 40H218L220 43L222 42L223 43V45H225L224 43V41H221ZM234 40V39H233ZM232 40V41H233ZM238 40H240V39H238L237 38V41L236 42H238V43H240V41H238ZM110 41V40H109ZM113 41V40H112ZM117 41H119V40H116L115 42H117ZM168 41V40H167ZM192 41V40H191ZM208 40H206V42H207ZM248 41V40H247ZM247 41H246V43H247ZM256 40H254V42H255ZM74 42V41H73ZM76 42H79L80 43V40L79 41H75V43ZM103 42H106V41H103ZM108 42V41H107ZM111 42V41H110ZM120 42V41H119ZM140 42V43H141ZM164 42H166V41H164ZM171 42V41H170ZM181 42V41H180ZM199 42H201V39H200V41ZM216 42V41H215ZM228 42H229V44H230V41L228 40ZM227 42V43H228ZM234 42V44H236L237 46H239L240 44H238V43H236L235 42V40L233 41ZM232 42V43H233ZM88 43V42H87ZM121 43V44H122ZM134 43V42H133ZM136 43V42H135ZM134 43V44H135ZM144 43V42H143ZM160 43V42H159ZM178 43V42H177ZM182 43H184V42H182ZM182 43H179V44H182ZM231 43V44H232ZM245 43V42H244ZM91 44H93V43H91ZM116 44V43H115ZM129 44V43H128ZM133 44V45H134ZM136 44V45H137ZM193 44V43H192ZM201 44V43H200ZM200 44H199V46H200ZM71 45V44H70ZM74 45H77V44H74ZM94 45H96L95 44V40H94ZM100 45V44H99ZM110 45V44H109ZM122 45H125V44H122ZM122 45H120L119 46V44L117 45V46H119V47H121ZM133 45H127V47H130V46H133ZM140 45V44H139ZM163 44L161 43L160 45H158V43H156V40H155V38L153 37V38H151L149 41H146L144 44H143V46H144V49H143V52L141 51V53L142 54H149V52L152 50V49H157V50H159V51H157L158 53V56H157V58H156V60H155V62L154 63H156V65H154V63H152L151 65H152V68L153 67H157V68H160L161 69V72L160 73H162V75H164V77L163 78H160L159 80H156V82H155V85H156V87H158L159 88V92H157L158 90H154V92L156 91L158 94H160V96L164 99V101H170V100H177L176 99V97H179V96H181L182 98H181V106H180V109L181 110H178V111H182V113L185 115V116H189V114L190 113H195V111H191L192 110V104L194 105V104H196V105H198V104H200L201 103V101L203 102V103H207V102H209L210 100H211V103H212V98L213 97H217L218 96V93H220L219 92V90H225L224 92H229L230 94H232V96L233 97H235L234 99H238L239 98V100L241 99V101L243 102V98L244 99H247V96L246 95H248V94H250V93H247V91H246V95L244 94V89L242 88V87H244V86H240V84H236V83H234V82H231V81H233V80H231V81H227L228 79H221L220 78V76H218V75H214V74H212V73H210V72H208V71H206V70H204L202 67H201V65L198 63V62H196L193 58H191V57H189V56H187V55H185L184 54V52L182 51H180L181 50V48H179L178 49V47H180V45L179 46H177L176 44V46L174 47V43L171 45V43H165L163 46H162ZM183 45V44H182ZM181 45V46H182ZM202 45V44H201ZM78 46V45H77ZM105 46H106V44H105ZM113 46H115V45H113ZM116 46V47H117ZM138 46V45H137ZM189 46V45H188ZM204 46V45H203ZM202 46V47H203ZM229 48L231 47H234L235 45H227ZM227 46L225 45V49H226V51L228 52V51H230V49H228L227 48ZM241 46H243L242 44H241ZM245 46V45H244ZM243 46V47H244ZM255 46V45H254ZM91 47V46H90ZM93 48L95 47V46H92ZM91 47V48H92ZM96 47H98V45H96ZM102 47V46H101ZM107 47V46H106ZM127 47H126V45H125V48H123V47H121L120 49H119V51H116L117 52V54H118V56H124V58L125 57H127V56H125L126 55V53L128 52V51H130L129 49H128V51L126 50L127 49ZM206 47V46H205ZM205 47L204 48H202V49H205ZM223 46H221V48H222ZM248 47V46H247ZM246 46H245V48H247ZM251 47V46H250ZM108 48H110V46L108 47ZM132 47H130V49H131ZM137 48V47H136ZM188 48H191V47H188ZM187 48V49H188ZM238 48V47H237ZM240 48V47H239ZM249 48V47H248ZM96 49V51H97V48H95ZM112 49H114V48H112ZM116 49V48H115ZM224 49V48H223ZM228 49V50H227ZM234 50L236 49V46L233 48ZM233 49H231V51H233ZM243 49V48H242ZM91 49H89V51H90ZM132 50H134L135 51V48L133 47V49H131V51ZM192 50V49H191ZM206 51H207V48L205 49ZM208 50H210V47H208ZM215 50L217 51V49L215 48ZM237 50H241V48L240 49H237ZM246 50H248V49H246ZM255 50V49H254ZM92 51V50H91ZM103 51V54H104V50H102ZM113 51H115V50H113ZM188 51H190V50H188ZM194 52L196 51L195 49L193 50ZM225 50L223 51L224 53V59H227V58H225V54L227 53ZM230 51V52H231ZM93 52H94V49H93ZM92 52V53H93ZM99 52V51H98ZM98 52H96V54H98ZM111 52V51H110ZM116 52H115V54H116ZM193 52V53H194ZM209 52V51H208ZM226 52V53H225ZM230 52H228V53H230ZM241 52V51H240ZM239 52V53H240ZM88 53V52H87ZM100 53V52H99ZM106 53V52H105ZM108 53H109V51H108ZM113 53L114 52H112V53H109V54H112L113 55ZM129 53H131V52H129ZM132 53H133V51H132ZM140 53V54H141ZM156 53V52H155ZM154 53V54H155ZM187 53V52H186ZM207 53V52H206ZM212 53V52H211ZM218 53V51L216 52V54ZM228 53L226 54V55H228ZM231 53H235V55H236V53H238L237 51H234V52H231ZM241 53H243V50H242V52ZM240 53V54H241ZM247 53V52H246ZM256 53V52H255ZM89 54H90V52H89ZM94 54H95V52H94ZM108 54V55H109ZM116 54V55H117ZM128 54V53H127ZM140 54L137 56L138 58H135L134 60H133V63H132V65L133 66H135V68L136 67H139L140 66V64H141V60L139 59V57H140ZM157 54H155V55H157ZM187 54H189V52L187 53ZM205 53H203V55H204ZM101 55H102V53H101ZM111 55V56H112ZM115 55V56H116ZM129 55V54H128ZM154 55V56H155ZM177 55H179L180 56V58H181V60H182V62L180 63V65H177L176 66V62H174V64L173 63H171V64H169V68L165 65V63H167L168 62V59L170 58V59H172L173 57H177ZM190 55V54H189ZM195 57H197L196 55H195V53L193 54ZM193 55H192V57H193ZM206 55V54H205ZM209 54H207V56H208ZM245 56H246V54H244ZM244 55H242V58H244ZM95 56V55H94ZM99 56V55H98ZM103 56V55H102ZM101 56V57H102ZM115 56H112L113 58H115ZM118 56H116V57H118ZM153 56V57H154ZM178 56V57H179ZM213 56H214V52H213ZM217 56V55H216ZM215 56V57H216ZM221 56V55H220ZM229 56V55H228ZM227 56V57H228ZM248 56V55H247ZM90 57V56H89ZM110 57V56H109ZM175 57V58H176ZM214 57V58H215ZM230 57H232L231 55H230ZM239 57V56H238ZM237 57V58H238ZM253 57V56H252ZM251 57V58H252ZM100 58V57H99ZM128 58H130V56H128ZM150 58H151V56H150ZM199 57H197V59H198ZM207 58V57H206ZM217 58V57H216ZM219 58H221V57H219ZM241 58V59H242ZM98 59V58H97ZM155 59V58H154ZM177 59V58H176ZM208 59V58H207ZM240 59V60H241ZM255 59H257V58H255ZM99 60V59H98ZM100 60H102V59H100ZM173 60V59H172ZM209 60V59H208ZM215 60V59H214ZM214 60H212V61H214ZM220 60V59H219ZM229 60V59H228ZM237 60H239V59H237ZM246 60L248 61L249 59L248 58H246ZM253 60V59H252ZM252 60H250V61H252ZM93 61H95V59L93 60ZM97 61V60H96ZM95 61V62H96ZM109 61V60H108ZM175 61V60H174ZM177 61V60H176ZM225 61V60H224ZM91 62V61H90ZM98 62V61H97ZM123 62V61H122ZM145 62V61H144ZM219 62V61H218ZM221 62V61H220ZM227 61H225L224 63H226ZM233 62H236L235 60L233 61ZM232 62V63H233ZM241 62H244V64H245V61H241ZM240 62V63H241ZM249 62V61H248ZM261 62V61H260ZM99 63V62H98ZM149 63V62H148ZM164 63V64H163ZM178 63V62H177ZM202 63V62H201ZM204 63H205V61H204ZM251 63V62H250ZM257 63V62H256ZM205 64H207V63H205ZM219 64H221V63H219ZM222 64H223V61H222ZM230 64V63H229ZM249 63H247L245 66L246 67H249V65H248ZM254 64H255V62H254ZM254 64H252V65H254ZM95 65V64H94ZM150 65V64H149ZM154 65V66H153ZM208 65V64H207ZM210 65V64H209ZM240 65V64H239ZM96 66V65H95ZM94 66V67H95ZM211 66V65H210ZM230 66H231V64H230ZM241 66V65H240ZM254 66H257V65H254ZM260 66V65H259ZM259 66H257V68H259ZM90 67V66H89ZM209 68V67H208ZM222 69L224 68V67H221ZM228 68H230V67H228ZM256 68V67H255ZM85 69V68H84ZM94 69V68H93ZM93 69H92V71H93ZM210 69H211V67H210ZM225 69V68H224ZM231 69L232 68H230V74H231ZM249 69H250V67H249ZM248 69V70H249ZM218 70V69H217ZM219 70H220V68H219ZM226 70V69H225ZM225 70H223L224 71V73L223 74H226L225 72H227V70L225 71ZM248 70H246L247 72H248ZM213 71V70H212ZM211 71V72H212ZM233 71V70H232ZM77 72V71H76ZM154 72H155V75H157L159 72H157V70H154ZM169 72H174L175 74L174 75H169L168 73ZM218 73H219V71H217ZM228 72H229V70H228ZM228 72H227V74H228ZM234 72V71H233ZM260 72V71H259ZM255 73V72H254ZM254 73H253V75H254ZM257 73H258V70H257ZM89 74H91V73H89ZM92 74H95V73H92ZM221 74V73H220ZM232 74H234V73H232ZM249 74V73H248ZM250 75V74H249ZM260 75V74H259ZM92 76V75H91ZM222 76H224V75H222ZM235 76H238V75H235ZM257 76V75H256ZM256 76H254V78L256 77ZM86 77V76H85ZM84 77V78H85ZM232 77V76H231ZM234 77V76H233ZM233 77H232V79H233ZM258 77H260V76H258ZM75 78V77H74ZM98 78V77H97ZM225 78H226V76H225ZM227 78H229V77H227ZM238 79H239V77H237ZM242 79V78H241ZM89 80V79H88ZM88 80H86V81H88ZM229 80H230V78H229ZM236 80V79H235ZM260 80V79H259ZM237 81V80H236ZM244 81V80H243ZM242 81V82H243ZM257 81V80H256ZM261 81H263V80H261ZM94 82V81H93ZM147 82V75H145V76H143L142 77V79L139 81V82H137V83H135V84H133L132 83V81L130 82V80H129V78L127 77L126 79H125V81H124V86H126L127 87V85L130 87V86H135L136 87V94H133V93H131V90L129 91L133 96L132 97H130V98H132V100H133V98L135 97H140L141 98V96H142V94L144 93V91L146 92V91H148V87L146 86V84H144V83H146ZM131 83V84H130ZM144 84V85H141V84ZM205 83H207V84H209L208 86H204L205 85ZM212 83V84H211ZM239 83H240V81H239ZM257 83H259V82H257ZM211 84V85H210ZM258 85V84H257ZM87 86V85H86ZM91 86H94V85H91ZM90 86V87H91ZM247 86V85H246ZM255 86V85H254ZM150 87V86H149ZM110 88V87H109ZM245 88V87H244ZM249 88V87H248ZM253 89H254V87H252ZM252 88H250V90L252 89ZM261 88V87H260ZM78 89V88H77ZM132 89V88H131ZM247 89V88H246ZM258 89H259V85H258ZM135 90V89H134ZM255 90V89H254ZM254 90H253V92H254ZM259 90H261V89H259ZM263 90V89H262ZM261 90V91H262ZM103 91V90H102ZM152 91V90H151ZM92 93H93V91H91ZM257 92H260V91H258L257 90ZM256 92V93H257ZM87 94H89L88 92H86ZM150 93V92H149ZM148 93V94H149ZM223 93V92H222ZM229 93H226V94H229ZM239 93V94H238ZM263 93H264V91H263ZM94 94V93H93ZM97 94V93H96ZM145 94V93H144ZM229 94V95H230ZM262 94V93H261ZM84 95V94H83ZM89 95H91V94H89ZM152 95H154V94H152ZM156 95V94H155ZM223 95V94H222ZM222 95H220L221 97H222ZM229 95H226V97H225V100H226V98H227V96H229ZM238 95H240L238 98H237V96ZM254 95H255V93H254ZM257 95H260V94H257ZM219 96V97H220ZM250 96V95H249ZM78 97H79V95H78ZM220 97V99H217V100H221V99H223L224 98V95H223V97L221 98ZM261 97H263L264 98V96H260V98ZM83 98H85V97H83ZM126 98V97H125ZM124 98V99H125ZM134 98V99H135ZM148 98V97H147ZM230 98H232V97H229V100L230 101H227L228 103L229 102H231V99ZM249 98V97H248ZM263 98H261V100H263ZM139 99V98H138ZM142 100H144L145 98H141ZM179 99V98H178ZM258 99V98H257ZM85 100V99H84ZM131 100V99H130ZM149 100H150V98H149ZM214 100V99H213ZM224 100V99H223ZM252 100V99H251ZM251 100H250V102H251ZM86 101V100H85ZM124 101V100H123ZM122 101V102H123ZM148 101V100H147ZM161 101V100H160ZM163 100H162V102H164ZM232 101H235V100H233V98H232ZM246 100H244V102H245ZM253 101V100H252ZM258 101H259V99H258ZM126 102V101H125ZM134 102V101H133ZM149 102H151V101H149ZM154 102V101H153ZM152 102V103H153ZM171 102V101H170ZM179 102V101H178ZM177 102V103H178ZM225 102V101H224ZM249 102V107H250V103ZM256 102V101H255ZM263 102V101H262ZM47 103V102H46ZM83 103V102H82ZM118 103H119V100H118ZM126 103H128V101L126 102ZM136 103V102H135ZM151 103V104H152ZM155 103V102H154ZM172 103V102H171ZM175 103V102H174ZM215 103V102H214ZM221 103V102H220ZM219 103V104H220ZM223 103V102H222ZM227 103V104H228ZM232 103V102H231ZM253 103V102H252ZM81 104V103H80ZM132 104V103H131ZM137 104V103H136ZM156 104V103H155ZM217 104V103H216ZM237 104V103H236ZM88 105V104H87ZM123 105V104H122ZM125 105H127V104H125ZM129 105V104H128ZM173 105V104H172ZM229 105H231V104H229ZM233 105V104H232ZM244 105H247V104H243V107H244ZM255 105V104H254ZM257 105H258V102H257ZM261 105V104H260ZM133 106V105H132ZM135 106V105H134ZM149 106H150V104H149ZM205 106V105H204ZM211 106V105H210ZM219 106V105H218ZM221 106V105H220ZM219 106V107H220ZM224 106H226V107H228L227 105H224ZM248 106V105H247ZM259 106V105H258ZM257 106V107H258ZM94 106L93 105H91L89 108H88V110L86 111V112H88V111H90L92 108H93ZM130 107V106H129ZM143 107V106H142ZM151 107V106H150ZM156 107L157 108H155V107H151V108H155V110L156 109H158L159 110V108H158V106L156 105ZM192 107V108H191ZM225 107V108H226ZM232 107L233 106H231V108H229V109H232ZM236 107H239V106H237L236 105ZM240 107H242V105H240ZM251 107H253V106H251ZM81 108V107H80ZM125 108V107H124ZM134 108V107H133ZM150 108V109H151ZM112 109V108H111ZM146 109V108H145ZM149 109V108H148ZM147 109V110H148ZM161 109V108H160ZM173 109V108H172ZM204 109V108H203ZM214 109V108H213ZM236 109H238V108H236ZM242 109H244V108H242ZM241 109V110H242ZM252 109V108H251ZM115 110V109H114ZM137 110H138V108H137ZM139 110H141V108L139 109ZM154 110V111H155ZM163 110V109H162ZM177 110V109H176ZM207 110V109H206ZM250 110V109H249ZM253 110V109H252ZM258 110V109H257ZM261 110H262V108H261ZM264 110V109H263ZM143 111V110H142ZM161 111V110H160ZM164 111V110H163ZM170 111V110H169ZM207 111H209V110H207ZM239 111V110H238ZM245 111V110H244ZM247 111H248V107H247ZM251 111V110H250ZM113 112V111H112ZM139 112H141V111H139ZM145 112V111H144ZM150 112V111H149ZM198 112V111H197ZM213 112V111H212ZM217 112V111H216ZM216 112H215V114H216ZM254 112V111H253ZM258 112V111H257ZM108 113V112H107ZM115 113H116V111H115ZM114 113V114H115ZM118 113V112H117ZM120 113V112H119ZM118 113V114H119ZM146 113V112H145ZM148 113V112H147ZM156 113V112H155ZM160 113V112H159ZM170 113V112H169ZM167 114L168 116L170 115V114ZM202 113H203V111H202ZM204 113H206V112H204ZM208 113V112H207ZM206 113V114H207ZM210 113V112H209ZM208 113V114H209ZM214 113V112H213ZM219 113V112H218ZM241 113H243V111L241 112ZM246 113V112H245ZM259 113V112H258ZM262 113V112H261ZM129 114H130V112H129ZM137 114V113H136ZM140 114V113H139ZM144 114V113H143ZM142 114V115H143ZM153 114V113H152ZM162 114V113H161ZM205 114V115H206ZM221 114V113H220ZM236 114V113H235ZM234 114V115H235ZM244 114V113H243ZM252 113H250L249 115H251ZM138 115V114H137ZM148 115V114H147ZM156 115V114H155ZM154 114L152 115V116H155ZM157 115H158V112H157ZM160 115V114H159ZM166 115V116H167ZM173 115H174V113H173ZM217 115V114H216ZM234 115L232 116V117H234ZM247 115H248V113H247ZM248 115V116H249ZM261 115V114H260ZM121 116V115H120ZM165 116V115H164ZM176 116V115H175ZM191 116V115H190ZM189 116V117H190ZM213 116H215V115H213ZM218 116V115H217ZM217 116H216V118H217ZM236 116V115H235ZM240 115H238V117H239ZM248 116H247V118H248ZM264 116V115H263ZM263 116H262V118H263ZM102 117V116H101ZM114 117V116H113ZM112 117V120H109V121H107V123L109 124V127H108V124L107 123H104L105 125H103L102 124V122H101V125H103V126H105V127H108V128H110L111 129V127L113 126H110V122H112V121H114L115 119ZM125 117V116H124ZM123 117V118H124ZM129 117V116H128ZM148 117V116H147ZM178 117V116H177ZM250 117V116H249ZM254 117V116H253ZM252 117V119H254ZM256 117V116H255ZM103 118V117H102ZM120 118V117H119ZM168 118H170V117H168ZM175 118V117H174ZM174 118H173V120H174ZM183 118H184V116H183ZM205 118H207V117H205ZM203 119L204 121L206 120V119ZM216 118H213V119H216ZM241 118V117H240ZM244 118H245V116H244ZM251 118V117H250ZM258 118H259V116H258ZM261 118V119H262ZM101 119V118H100ZM104 119V118H103ZM111 119V118H110ZM153 119V118H152ZM163 119V118H162ZM180 119V118H179ZM178 119V120H179ZM182 119V118H181ZM180 119V120H181ZM192 120H193V118H191ZM220 119V118H219ZM221 119H223V117H221ZM234 119H235V117H234ZM246 119V118H245ZM245 119H243V123L245 122L244 120ZM127 120V119H126ZM126 120H125V122H126ZM151 120V119H150ZM167 120V119H166ZM173 120H172V123L174 124L175 123V121L173 122ZM187 120V119H186ZM188 120H190V119H188ZM203 120H201V121H199V122H201V123H199V124H202V125H204L205 126V123H204V121ZM210 120V119H209ZM229 120H231V119H229ZM238 120H239V118H238ZM241 120V119H240ZM251 120V119H250ZM95 121V120H94ZM152 121V120H151ZM150 121V122H151ZM159 121H161V120H159ZM158 121V122H159ZM168 121H170L171 122V120H167V122ZM220 121L221 120H219L218 122H219V124H221L220 123ZM252 121H254V120H252ZM251 121V122H252ZM257 121H259V120H257ZM260 121H262L263 122V124H264V121L263 120H260ZM115 122V121H114ZM124 122V121H123ZM142 122V121H141ZM204 124H203V123ZM206 122H209V121H206ZM215 122H217V121H215ZM217 122V123H218ZM226 121H224V119H223V121H222V124H221V126H223V124L225 123ZM229 122V121H228ZM228 122H226L227 124H228ZM236 122H238V121H236ZM94 123H96V122H94ZM113 123V122H112ZM133 123V122H132ZM148 123V122H147ZM157 123V122H156ZM162 123V122H161ZM189 123H190V121H189ZM213 123H214V121H213ZM213 124L214 126H216V127H221L220 125L218 126V124ZM249 123V122H248ZM255 123V122H254ZM97 124V123H96ZM100 124V123H99ZM106 124H107V126H106ZM120 124V123H119ZM128 124V123H127ZM131 124V123H130ZM134 124V123H133ZM132 124V125H133ZM142 124V123H141ZM141 124L139 125V126H141ZM155 124V123H154ZM159 124V123H158ZM179 124V123H178ZM182 124V123H181ZM187 124V126H188V128H189V124L188 123H186ZM208 124V123H207ZM230 124H233V122H231ZM235 124H238V123H235ZM252 124V123H251ZM250 124V125H251ZM135 125V124H134ZM138 125V124H137ZM143 125V124H142ZM151 125V124H150ZM197 126L198 124H197V122H196V124L194 123V125H193V127L194 126ZM201 125V126H202ZM209 125V124H208ZM229 125V124H228ZM227 125V126H228ZM103 126H98V128H100L101 129V127H102V130H101V132L105 129ZM190 126H191V124H190ZM199 126V125H198ZM207 126V125H206ZM230 126V125H229ZM260 126V125H259ZM94 127V126H93ZM114 127V126H113ZM121 127H123V126H121ZM133 127V126H132ZM138 127V126H137ZM174 127V126H173ZM192 127V126H191ZM211 127V126H210ZM216 127L214 128V129H216ZM234 127V126H233ZM237 127V126H236ZM245 127H246V124H245ZM107 128V129H108ZM120 128V127H119ZM141 128V127H140ZM165 128H167V127H165ZM196 128V127H195ZM211 128H213V127H211ZM235 128V127H234ZM234 128H232V126L229 128V127H227V129H229V131L232 129V133H234V131L236 132V130H234L233 131V129ZM261 128V127H260ZM107 129L105 130L106 131V134L107 135H109V133H107ZM110 129H108V130H110ZM115 129V128H114ZM114 129H112V130H110V132L111 131H113ZM131 129H133V128H131ZM130 129V130H131ZM154 129V128H153ZM162 129V128H161ZM197 129H198V127H197ZM213 129V130H214ZM222 129L223 130H221V132H220V130H219V133H221V136H223V135H225V134H223L222 135V133H223V131L225 130V125H224V128L222 127ZM237 129V128H236ZM246 129V128H245ZM257 129V128H256ZM83 130H85V129H83ZM96 130V129H95ZM121 130V129H120ZM126 131H127V129H125ZM142 130V129H141ZM140 130V131H141ZM165 130V129H164ZM168 130V129H167ZM183 130V129H182ZM181 130V131H182ZM199 130V129H198ZM213 130H210V131H213ZM217 130V129H216ZM247 130V129H246ZM250 130H251V128H250ZM254 131H255V129H253ZM82 131V130H81ZM80 131V132H81ZM126 131H124V134H125V132ZM143 131H145L144 129H143ZM148 131V130H147ZM176 131V130H175ZM180 131V130H179ZM189 131L191 132L192 130L191 129H189ZM197 131V130H196ZM226 131V130H225ZM239 130L237 129V132L236 133H239V134H241V136L243 135V137H244V134L243 133H241V131H239ZM116 132V131H115ZM115 132H111L112 134L111 135H109V136H111L112 137V135H114L115 136ZM128 132H129V129H128ZM131 132V131H130ZM129 132V133H130ZM142 132V131H141ZM162 132V131H161ZM166 132V131H165ZM169 132V131H168ZM172 132H174V130L172 131ZM171 132V133H172ZM183 132V131H182ZM194 133H195V130L193 131ZM218 131H215V133H217ZM227 132V131H226ZM225 132V133H226ZM230 132V133H231ZM251 132V131H250ZM256 132V131H255ZM99 133V132H98ZM103 133V132H102ZM114 133V134H113ZM127 133V132H126ZM129 133H127V134H129ZM145 133V132H144ZM143 133V134H144ZM148 133V132H147ZM176 133H177V136L179 135L180 136V134H181V132H180V134H178V132L176 131ZM198 133V131L196 132V134ZM235 133V134H236ZM100 134V133H99ZM105 134V133H104ZM124 134H123V136H124ZM126 134V136H128ZM131 135H133L132 134V132L130 133ZM129 134V135H130ZM139 134H141L140 132H139ZM142 134V135H143ZM185 134V132L183 133V134H181V136L182 135H184ZM189 134V133H188ZM193 134V133H192ZM229 134V132H227V135ZM122 135V132H120V136ZM134 135H136V133L134 134ZM142 135H141V137H142ZM146 135V134H145ZM163 135V134H162ZM198 135H202V133H201V131H200V133H198ZM207 135H208V132H207ZM227 135H226V138H227ZM232 136H233V134H231ZM95 136H97V135H94V137ZM139 136V135H138ZM176 136V135H175ZM178 136V137H179ZM185 136V138H186V136L187 135H184ZM191 135H189V137H190ZM221 136H219V139L221 138ZM235 136V135H234ZM79 137H80V135H79ZM83 137H85V136H83ZM90 137V136H89ZM103 137V136H102ZM104 137H105V135H104ZM130 137H133V136H130ZM130 137H128V138H125V142L126 141H130ZM135 138V140H137L136 139V136H134ZM163 137V136H162ZM174 137V136H173ZM173 137H172V139L171 138H169L170 140H171V142L173 141ZM178 137H176V138H178ZM188 137V136H187ZM188 137V138H189ZM204 135L201 137L200 136V138L201 139H199V141L196 139V137H194L195 138V140H197L198 142H199V144H200V140H204ZM223 137H225V136H223ZM236 137H237V135H236ZM236 137H233L236 141H233V144H237L238 145V147L240 146V145H242V143H240V142H243V141H239V140H243V139H239L238 138V141H237V139H236ZM242 137V138H243ZM99 138H100V136H99ZM107 138H108V136H107ZM138 138V137H137ZM144 138H146V137H144ZM148 138V137H147ZM175 138V139H176ZM182 138V137H181ZM198 138V137H197ZM225 138V139H226ZM231 138L232 137H229V139H230V143L232 142L231 141ZM246 138V137H245ZM83 139V138H82ZM94 139H96V138H94ZM93 139V140H94ZM98 139V138H97ZM96 139V140H97ZM108 139H110V140H107V141H109V143H110V141L112 140V138H108ZM114 140H117L118 139V136L116 137V139H115V137L113 138ZM127 139H129V140H127ZM139 139V138H138ZM140 139H142V138H140ZM149 139V138H148ZM147 139V140H148ZM193 139V138H192ZM222 139V138H221ZM220 139V140H221ZM228 139V140H229ZM234 139H232V140H234ZM248 139H250V138H248ZM247 139V140H248ZM85 140V139H84ZM86 140H88V139H86ZM100 140V139H99ZM132 141H133V139H131ZM178 140V139H177ZM180 140V139H179ZM182 141H183V138L181 139ZM186 141H187V139H185ZM190 140L191 139H188V141L189 142H187V144L188 145H190V143H192V142H190ZM195 140L193 141V140H191V141H193L195 144H196V142H195ZM202 140V141H203ZM205 140H207V139H205ZM204 140V141H205ZM81 141V140H80ZM90 141V140H89ZM92 141V140H91ZM95 141V140H94ZM98 141V140H97ZM101 141V140H100ZM118 142H119V140H117ZM123 141V138H122V140H121V142ZM132 141H130V142H132ZM139 141V140H138ZM181 141V142H182ZM204 141L202 142V143H204ZM222 141V140H221ZM249 141V140H248ZM117 142V143H118ZM136 142V141H135ZM164 142V144H162L163 145V148L167 145V141H162V143ZM181 142L180 141H175V143L177 144V143H179V145L181 144ZM235 142V143H234ZM238 142H239V144H238ZM254 142V141H253ZM106 143V142H105ZM114 144L116 143V141L115 142H113ZM116 143V144H117ZM123 143L124 142H122L121 143V145H123ZM165 143H166V145H165ZM173 143V147H174V141L172 142ZM183 144L185 143L184 141L182 142ZM220 143V142H219ZM227 143V142H226ZM229 141H228V145L227 146H229ZM255 143V142H254ZM85 144V143H84ZM92 144V143H91ZM90 144V145H91ZM107 144V143H106ZM105 144V145H106ZM112 144V143H111ZM118 144H120V142L118 143ZM135 144H137V143H135ZM142 144V143H141ZM144 144V143H143ZM176 144H175V147H177L176 146ZM187 144H185V145H182V147H181V145L179 146V148H176L177 150H174L175 149V147H174V151L173 150H170L169 152H172V154H171V156H173V153L175 152V151H180V152H187V151H183V149H184V147L183 146H186ZM232 144V143H231ZM230 144V145H231ZM232 144V145H233ZM247 144V143H246ZM259 144V143H258ZM262 143H261V141H260V144H259V146L261 145ZM124 145H126L125 143H124ZM133 145V144H132ZM139 145V144H138ZM172 145V144H171ZM197 145H198V143H197ZM207 145H208V143H207ZM207 145H205V146H207ZM221 145H222V143H221ZM256 145H257V143H256ZM107 146V145H106ZM113 146H115V145H113ZM119 146L120 145H117V148L119 149ZM135 146V145H134ZM134 146H133V148H134ZM140 146V145H139ZM191 146V145H190ZM201 145H199V147H200ZM204 146V147H205ZM224 146V145H223ZM258 146V145H257ZM264 145L262 144V146H260L261 148L263 147ZM80 147V146H79ZM83 147V146H82ZM105 147V146H104ZM108 148H109V145L107 146ZM137 147V146H136ZM135 147V148H136ZM141 147H142V145H141ZM144 147V146H143ZM149 146H147V148H148ZM167 147V146H166ZM170 148H171V146H169ZM180 147L181 148H183V149H181L180 150ZM192 147V146H191ZM195 147V146H194ZM203 147V148H204ZM254 147V146H253ZM75 149H76V147H74ZM85 148V147H84ZM87 148V147H86ZM93 148V147H92ZM110 148H111V146H110ZM129 148V147H128ZM186 148H187V146H186ZM198 148V147H197ZM201 148L202 147H200L198 150L199 151H201ZM228 149H230V148H232V147H227ZM258 148V147H257ZM260 148V149H261ZM82 149V148H81ZM107 148H103V150H105V151H107L106 150ZM118 149H117V151H118ZM126 149H127V147H126ZM126 149H124V150H126ZM131 148H129V150H130ZM155 149V148H154ZM179 149V150H178ZM219 149H221L222 151L225 149L224 147L223 148H219ZM218 149V147H217V149L216 150H219ZM240 149V148H239ZM260 149H258L259 150V152H260ZM264 149V148H263ZM113 150V149H112ZM164 150H166V149H164ZM185 150V149H184ZM227 150V149H226ZM231 150V149H230ZM238 150V149H237ZM257 150V151H258ZM72 151H73V149H72ZM83 151V150H82ZM110 151H111V149H110ZM114 151V150H113ZM120 151V150H119ZM155 151V150H154ZM166 151H168V150H166ZM166 151H165V153H166ZM196 151V150H195ZM198 151V152H199ZM220 151V150H219ZM219 151H217L218 153H220ZM116 152V151H115ZM122 150L120 151V153H119V155H121L122 153L124 154H126L127 156L129 155V153L128 152H122ZM137 152H140V151H137ZM179 152V153H180ZM224 153L226 152V151H223ZM232 152V151H231ZM71 153V152H70ZM77 152H75V154H76ZM128 153V154H127ZM147 153V152H146ZM178 153V152H177ZM177 153H175V158L174 157H172V159H174V160H176V159H178L177 158V155H179V154H177ZM197 153V152H196ZM201 154H203V153H205V152H200ZM233 153H235L234 152V150H233ZM56 154V153H55ZM74 154V153H73ZM113 154V153H112ZM141 154H144V153H141ZM159 154V153H158ZM177 154V155H176ZM221 154V153H220ZM220 154H216L217 156L218 155H220ZM83 155H84V153H83ZM115 155V154H114ZM114 155H112V157H114ZM125 155V156H126ZM166 155V154H165ZM192 155V154H191ZM197 155H199V153L197 154ZM214 155V154H213ZM222 155V154H221ZM227 155V154H226ZM234 155V154H233ZM253 155V154H252ZM69 156V155H68ZM74 156V155H73ZM94 156V155H93ZM92 156V157H93ZM108 156H109V158H110V154H108ZM117 156V155H116ZM200 156V155H199ZM204 156V155H203ZM202 156V157H203ZM206 156V155H205ZM204 156V157H205ZM212 156V155H211ZM223 156L224 155H222V159L224 160V158H223ZM74 157H76V155L74 156ZM83 157V156H82ZM86 157V156H85ZM100 157H102V155H100ZM117 157H119V156H117ZM116 157V160L118 159ZM188 158H191L190 156H187ZM194 157V156H193ZM219 157H221V156H219ZM225 157V156H224ZM243 157V156H242ZM53 158V157H52ZM65 158V157H64ZM68 158V157H67ZM106 158V157H105ZM115 158V157H114ZM113 158V160L115 161V159ZM120 158L122 159L123 157H119V161H121L120 160ZM188 158H186V159H188ZM198 158V157H197ZM206 158L208 159V157L206 156ZM226 158V157H225ZM233 158V157H232ZM238 158V157H237ZM236 158V159H237ZM93 159V158H92ZM94 159H97V157L96 158H94ZM98 159H100V158H98ZM186 159H182V158H180V161L181 160H186ZM193 159V158H192ZM195 159V158H194ZM193 159V160H194ZM199 159V158H198ZM219 159V158H218ZM221 159V158H220ZM221 159V160H222ZM234 159V158H233ZM233 159L231 160V161H233ZM240 159V158H239ZM249 159V158H248ZM53 160V159H52ZM69 160V159H68ZM67 160V161H68ZM74 160V159H73ZM80 160V159H79ZM90 160V159H89ZM174 160H173V162L171 161V163H173L174 164V166H177L175 163H174ZM191 159H189V161H190ZM201 159H199V161H200ZM223 160H222V168L223 169H225L224 168V165H223V163H225V162H223ZM247 160V159H246ZM256 160H259L258 158H256ZM92 161V160H91ZM106 161V160H105ZM108 161V160H107ZM178 161V160H177ZM188 161V162H189ZM202 161H204L203 159L200 161V162H197V164L196 163H193V164H196V166L199 168V166H200V168H201V165L203 164V162ZM240 161V160H239ZM254 161V160H253ZM97 162V161H96ZM185 161H183L182 163L183 164H185L184 163ZM202 162V163H201ZM205 162L206 163H208V160H206V161H204V164H205ZM257 162V161H256ZM66 163H70V165H72V162L70 161V162H66ZM108 163H109V161H108ZM115 163H118V162H115ZM121 163V162H120ZM170 163V164H171ZM179 163V162H178ZM182 163H181V165H182ZM199 163V164H198ZM201 163V164H200ZM220 163H221V161H220ZM240 164L242 163V162H239ZM244 163H245V161H244ZM88 164H90V161L88 162ZM151 164V163H150ZM169 164V165H170ZM173 164H171L172 166L171 167H173ZM188 164V165H187ZM187 164H185L186 166H189V168H190V163H187ZM236 164V163H235ZM243 164V163H242ZM247 164H248V162H247ZM253 164V163H252ZM69 165V166H70ZM76 165V164H75ZM85 165H87V164H85ZM184 165V166H185ZM212 165H217V164H212ZM84 166V165H83ZM152 166V165H151ZM154 166V165H153ZM193 166V165H192ZM195 166V167H196ZM206 166V165H205ZM232 166H235L234 164L232 165ZM238 166H239V164H238ZM254 166H257V165H254ZM68 167V166H67ZM150 167V166H149ZM203 167V166H202ZM210 167H212V166H210ZM209 167V168H210ZM214 167V166H213ZM220 169H221V167L220 166H218ZM243 167V166H242ZM145 168V167H144ZM187 168V167H186ZM192 168H194V167H191V169ZM217 168V167H216ZM234 168H236V167H234ZM175 169V168H174ZM203 169V168H202ZM206 169V168H205ZM264 169V168H263ZM54 170V169H53ZM56 170H57V167H56ZM76 170V169H75ZM74 170V171H75ZM219 170V169H218ZM141 171V170H140ZM195 171H197V169H195L194 170V172ZM202 171V170H201ZM224 171V170H223ZM225 171H226V169H225ZM142 172V171H141ZM177 172V171H176ZM175 172V173H176ZM194 172H193V169H192V172L190 171L189 173H187V175L186 176H189L190 175V173H192V174H194ZM209 172V171H208ZM228 172V171H227ZM227 172H225V173H227ZM229 172H231L230 170H229ZM233 172H235V171H233ZM56 173V172H55ZM159 173V172H158ZM157 173V174H158ZM201 173V172H200ZM198 171H197V174H198V176H205V174L206 173H204L203 175H201ZM203 173V172H202ZM166 174H168V173H166ZM190 175V176H193V175ZM196 174V173H195ZM196 174V175H197ZM236 174V173H235ZM158 175H160V174H158ZM164 174H162V175H160V176H163ZM264 175V174H263ZM151 176V175H150ZM216 176V175H215ZM217 176H218V174H217ZM49 177V176H48ZM52 177V176H51ZM67 177V176H66ZM180 177H182L180 174H179V178ZM194 177V176H193ZM225 177V176H224ZM228 176H226V178H227ZM232 177V176H231ZM195 178V177H194ZM208 178V177H207ZM221 178V177H220ZM233 178V177H232ZM181 179H183V177L181 178ZM180 179V180H181ZM185 179V178H184ZM184 179H183V181H184ZM188 179V178H187ZM223 179V178H222ZM221 179V180H222ZM158 180H161V179H158ZM200 180V179H199ZM227 180V179H226ZM166 181H169V180H166ZM201 181V180H200ZM207 181V180H206ZM229 181V180H228ZM230 181H232V180H230ZM264 181V180H263ZM57 182V181H56ZM74 182V181H73ZM170 182V181H169ZM49 183V182H48ZM167 183V182H166ZM171 183V182H170ZM169 183V184H170ZM187 183V182H186ZM191 183V182H190ZM229 183V182H228ZM236 183V182H235ZM178 184L179 183H175V187H176V185L178 186ZM234 184V183H233ZM50 185V184H49ZM53 185V184H52ZM224 185H225V182H224ZM223 185V186H224ZM66 186V185H65ZM159 186V185H158ZM181 186V185H180ZM187 186V185H186ZM186 186H182V187H186ZM190 186V185H189ZM192 186V185H191ZM202 186V185H201ZM220 186V185H219ZM226 186V185H225ZM56 187H58V186H56ZM169 187V186H168ZM170 187H171V185H170ZM172 187L173 188H175L174 187V185H172ZM197 187V186H196ZM195 187V188H196ZM204 187H206V186H204ZM226 188V187H225ZM50 188H48V191H51V190H49ZM166 189V188H165ZM178 189V188H177ZM190 189V188H189ZM204 189V188H203ZM213 189V188H212ZM212 189H211V191H212ZM226 190V189H225ZM70 191H72V190H70ZM173 191V190H172ZM195 191V190H194ZM157 192V191H156ZM197 192H198V190H197ZM199 192H201L200 191V189H199ZM58 193V192H57ZM71 193V192H70ZM155 193V192H154ZM162 193V192H161ZM181 193V192H180ZM191 193V192H190ZM210 193V192H209ZM209 193H208V195H209ZM192 194H194V193H192ZM200 194V193H199ZM211 194V193H210ZM156 195V194H155ZM160 195V194H159ZM195 195H196V193H195ZM194 195V196H195ZM198 195V194H197ZM208 195L206 196L207 198H208ZM57 196H58V194H57ZM162 196V195H161ZM164 196V195H163ZM168 196V195H167ZM203 196V195H202ZM217 196V195H216ZM219 196V195H218ZM67 197H70V196H66V198ZM158 197H160V196H158ZM183 197V196H182ZM198 197V196H197ZM57 198V197H56ZM174 198H177V197H174ZM213 198V197H212ZM218 199H219V197H217ZM209 199V198H208ZM214 199V198H213ZM217 199V200H218ZM62 200H64L63 198H62ZM67 200V199H66ZM65 200V201H66ZM69 200H71V198L69 199ZM215 200V199H214ZM72 201H74V200H72ZM52 202V201H51ZM67 202V201H66ZM49 203H50V200H49ZM70 203H71V201H70ZM51 204V203H50ZM49 204V205H50ZM63 204H65V202L63 203ZM38 205V204H37ZM48 205V206H49ZM52 205V204H51ZM67 205V204H66ZM63 206V205H62ZM67 206H69V205H67ZM36 207V206H35ZM163 207V206H162ZM48 208H50V206L48 207ZM70 208V207H69ZM53 209V208H52ZM56 209V208H55ZM64 210V209H63ZM70 210V209H69ZM68 210V211H69ZM54 211V210H53ZM65 211H67V210H65ZM24 212H27L26 210L24 211ZM48 212V211H47ZM28 213V212H27ZM49 213V212H48ZM55 213V212H54ZM69 213V212H68ZM167 213V212H166ZM171 213V212H170ZM53 214V213H52ZM51 214V215H52ZM56 214H57V212H56ZM63 214V213H62ZM64 215H66V217H67V213H65ZM46 216H48V214H46ZM49 216H50V213H49ZM56 216H58L59 217V215H56ZM63 217V216H62ZM46 217H44V219H45ZM54 218V217H53ZM64 218V217H63ZM48 219V218H47ZM59 218H57V220H58ZM69 219V218H68ZM51 220H52V218H51ZM55 220H56V218H55ZM63 220V219H62ZM66 220H67V218H66ZM45 222V221H44ZM57 222V221H56ZM67 222H69V221H67ZM52 223V222H51ZM50 223V224H51ZM37 224V223H36ZM35 224V225H36ZM53 224H55L54 222H53ZM69 224H70V222H69ZM28 224H26V226H27ZM52 225V224H51ZM51 225H49V226H51ZM67 225H68V223H67ZM28 226H30V225H28ZM26 227L27 229L26 230H28V228L29 227ZM41 226H45V224L43 225H41ZM54 225H52V227H53ZM69 226H71V224L69 225ZM33 227V226H32ZM36 227H38V226H36ZM56 227V226H55ZM54 227V228H55ZM57 227H59L58 225H57ZM57 227H56V229H57ZM61 227V226H60ZM66 227V226H65ZM65 227H64V229H65ZM68 227V226H67ZM66 227V228H67ZM45 228V227H44ZM69 228H72V227H69ZM33 229V228H32ZM32 229H30L32 232H33V230ZM46 229V228H45ZM64 229H62V231L64 230ZM30 230H28V231H30ZM43 230V229H42ZM53 230V229H52ZM73 230V229H72ZM27 231V232H28ZM55 231H58V230H55ZM65 231V230H64ZM63 231V232H64ZM69 231V230H68ZM59 232H60V229H59ZM70 233V232H69ZM28 234H29V232H28ZM37 234V233H36ZM53 234H54V236H56V234L53 232ZM67 235H68V233H66ZM72 232H71V236H72ZM33 235V234H32ZM35 235V234H34ZM40 235V234H39ZM42 235V234H41ZM40 235V236H41ZM74 235V234H73ZM0 236H1V234H0ZM39 236V237H40ZM53 236V237H54ZM61 236H62V233H61ZM65 236V235H64ZM71 236H69V237H67V239L66 240H68V238H70ZM22 237V236H21ZM36 237V236H35ZM43 237V236H42ZM57 237V236H56ZM56 237H54V239L56 238ZM63 237V236H62ZM62 237H60L61 239H62ZM66 237V236H65ZM37 238V237H36ZM35 238V239H36ZM41 238V237H40ZM73 238V237H72ZM34 239V238H33ZM38 239V238H37ZM5 240V239H4ZM39 241H40V239H38ZM37 240V241H38ZM56 240V242H57V240H59V238L58 239H55ZM66 240H65V242H66ZM28 242V241H27ZM44 242H47V241H43V243ZM63 243H64V240L62 241ZM61 241L59 242V244L60 243H62ZM69 242V241H68ZM68 242H66L67 244H66V246L68 245ZM13 243V242H12ZM16 243V242H15ZM42 243V244H43ZM62 243V244H63ZM71 243V242H70ZM69 243V244H70ZM40 244V243H39ZM38 244V245H39ZM47 244H48V242H47ZM57 244H58V242H57ZM59 244H58V246H59ZM61 244V245H62ZM73 243H71V245H72ZM41 245V244H40ZM48 245H50V243L48 244ZM60 245V246H61ZM34 246H36V245H34ZM45 246H46V243H45V245H43V246H41V247H44L45 248ZM55 246H57V245H55ZM68 246H70V245H68ZM74 246V245H73ZM73 246H71V247H73ZM30 247H32V246H30ZM52 248V247H51ZM54 248V247H53ZM53 248H52V252H53ZM62 248V247H61ZM66 248H68V247H66ZM75 248V247H74ZM73 248V249H74ZM12 249H13V247H12ZM48 249V248H47ZM54 249H56V248H54ZM65 249V248H64ZM63 249V252L66 250H64ZM71 249V248H70ZM4 250V249H3ZM2 250V251H3ZM59 250H60V248H59ZM58 250V251H59ZM24 251V250H23ZM30 251V250H29ZM36 251V250H35ZM58 251L56 250V252H57V254H58ZM15 252L17 253V250H15ZM25 252V251H24ZM34 252V251H33ZM49 252V251H48ZM55 252V251H54ZM60 252V251H59ZM66 252V251H65ZM70 252V251H69ZM69 252H66V253H68L69 254ZM74 252H75V250H74ZM8 254V253H7ZM11 254V253H10ZM24 254H26V253H24ZM50 254V253H49ZM53 254H55V253H53ZM57 254H55V255H57ZM27 255V254H26ZM25 255V256H26ZM31 255V254H30ZM36 255V254H35ZM10 256H12V255H10ZM45 256V255H44ZM46 256H48L47 255V253H46ZM64 256H65V254H64ZM69 256H71V255H69ZM73 256V255H72ZM71 256V257H72ZM77 256V255H76ZM42 257V256H41ZM66 257V256H65ZM74 257V256H73ZM72 257V258H73ZM17 258V257H16ZM45 258V257H44ZM49 258V257H48ZM47 258V261H46V263H45V261L43 262V264H47V262H48V259ZM54 258V257H53ZM57 258H59V256H57ZM62 258V257H61ZM37 259V258H36ZM55 259V258H54ZM66 259V258H65ZM68 259L70 260V262H73V261H71L72 259L70 258V257H68ZM74 259H76V258H74ZM22 260H23V258H22ZM38 260V259H37ZM41 260V259H40ZM56 260V259H55ZM55 260H54V263H56L55 262ZM60 260V259H59ZM62 260H63V258H62ZM67 260V259H66ZM1 261V260H0ZM11 261V260H10ZM65 261V260H64ZM79 261V260H78ZM12 262V261H11ZM15 262V261H14ZM68 262L69 261H67L66 263L68 264ZM80 262V261H79ZM3 263H5V262H3ZM19 263H20V261H19ZM49 263H51V262H49ZM53 263V264H54ZM61 263V262H60ZM77 263V261L75 262V264ZM32 264V263H31ZM64 264H65V262H64ZM72 264V263H71Z\"/></svg>","mask_w":264,"mask_h":264}]
</instances>
